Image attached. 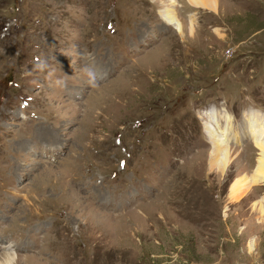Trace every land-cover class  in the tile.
<instances>
[{"label": "rangeland", "instance_id": "obj_1", "mask_svg": "<svg viewBox=\"0 0 264 264\" xmlns=\"http://www.w3.org/2000/svg\"><path fill=\"white\" fill-rule=\"evenodd\" d=\"M168 1L0 0V259L264 264L245 123L260 113L236 128L228 111L201 112L264 113V0H177L183 33L163 19ZM223 115L241 132L224 169L207 132Z\"/></svg>", "mask_w": 264, "mask_h": 264}, {"label": "bare ground", "instance_id": "obj_2", "mask_svg": "<svg viewBox=\"0 0 264 264\" xmlns=\"http://www.w3.org/2000/svg\"><path fill=\"white\" fill-rule=\"evenodd\" d=\"M180 1V0H179ZM192 6H203L206 8L210 9H216L217 8V0H187ZM169 3H167L170 7L166 9L165 13H163V19L166 20L169 24H174L175 29L179 33H183L184 29V23L181 22V20L178 17V14L176 10L173 8L178 5L177 0H169ZM193 21V20H192ZM194 23L190 24L188 27L192 30L194 28ZM251 111H256V110H251ZM224 112H227L224 110ZM259 112V111H258ZM230 113V112H229ZM214 116V115H213ZM224 116V115H223ZM246 116L250 117L249 111H245L242 113V119ZM222 116H218L217 120L214 118V122H218L219 118L221 121ZM223 118H225V125L222 130L219 129V127L215 124L209 125L208 129V137L213 140V150L210 158V166H215L219 163V161H222L224 165L223 169L226 167L227 162H229L231 158V154L234 151L233 148L230 145V141H238L239 138L241 137V132H236L234 131L233 128V117L230 115H225ZM247 124V128L252 127L249 137L252 136L253 139L255 140V147L259 149L260 153V158H259V164H258V169L256 171L257 174H252L253 175V181L255 183H258L259 180H264V117L261 114H256V115H251L250 120L246 118L245 120ZM251 122V126H248V122ZM219 123V122H218ZM236 123V121H235ZM240 128L239 124L236 125V128ZM242 128V127H241ZM245 134V133H244ZM228 165V164H227ZM250 177L241 178L238 179L239 181L235 184V190L233 195H239L242 194L248 186L251 187L252 185L249 179ZM235 196V198H236ZM256 205H259L260 211L264 214V197L256 201ZM6 244V243H4ZM15 252L12 250L8 253H5L3 258L0 259V262L9 264L8 262L11 260V258L14 256ZM11 262V261H10Z\"/></svg>", "mask_w": 264, "mask_h": 264}]
</instances>
